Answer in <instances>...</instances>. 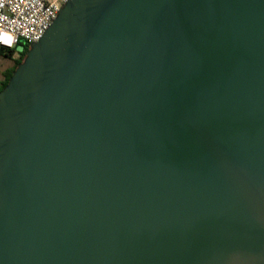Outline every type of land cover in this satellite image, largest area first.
Returning a JSON list of instances; mask_svg holds the SVG:
<instances>
[{
  "label": "water",
  "instance_id": "water-1",
  "mask_svg": "<svg viewBox=\"0 0 264 264\" xmlns=\"http://www.w3.org/2000/svg\"><path fill=\"white\" fill-rule=\"evenodd\" d=\"M0 264H264V0H68L0 91Z\"/></svg>",
  "mask_w": 264,
  "mask_h": 264
},
{
  "label": "built area",
  "instance_id": "built-area-1",
  "mask_svg": "<svg viewBox=\"0 0 264 264\" xmlns=\"http://www.w3.org/2000/svg\"><path fill=\"white\" fill-rule=\"evenodd\" d=\"M67 1L0 0V49L13 55L19 46L38 42Z\"/></svg>",
  "mask_w": 264,
  "mask_h": 264
},
{
  "label": "trees",
  "instance_id": "trees-1",
  "mask_svg": "<svg viewBox=\"0 0 264 264\" xmlns=\"http://www.w3.org/2000/svg\"><path fill=\"white\" fill-rule=\"evenodd\" d=\"M28 50H29V47L27 46L25 48V51L21 54L20 58H18L17 60H15L14 68H13V70H11V71L8 72V75H7L5 84H3V86H1L0 91L7 85L8 80L10 79L12 72L17 67V65H19L23 61V59L25 57V53ZM11 56H12V53L11 52H7V51H4V50L0 49V57L11 58Z\"/></svg>",
  "mask_w": 264,
  "mask_h": 264
},
{
  "label": "rangeland",
  "instance_id": "rangeland-1",
  "mask_svg": "<svg viewBox=\"0 0 264 264\" xmlns=\"http://www.w3.org/2000/svg\"><path fill=\"white\" fill-rule=\"evenodd\" d=\"M27 44H23L21 46H19L14 54L12 55V58H5V57H0V69L6 68V67H10L13 64V58H15L16 56H18L19 54H22L25 51V48L27 47Z\"/></svg>",
  "mask_w": 264,
  "mask_h": 264
},
{
  "label": "flooded vegetation",
  "instance_id": "flooded-vegetation-1",
  "mask_svg": "<svg viewBox=\"0 0 264 264\" xmlns=\"http://www.w3.org/2000/svg\"><path fill=\"white\" fill-rule=\"evenodd\" d=\"M20 56H21V54L18 55V56L13 60V64H12L10 67H6V68H3V69H0V88H1V86H3V84H5V81H6V78H7L8 72L11 71V70H13L15 60H17L18 58H20Z\"/></svg>",
  "mask_w": 264,
  "mask_h": 264
}]
</instances>
